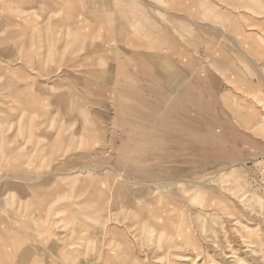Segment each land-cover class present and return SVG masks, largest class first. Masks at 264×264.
Instances as JSON below:
<instances>
[{"label": "rangeland", "instance_id": "rangeland-1", "mask_svg": "<svg viewBox=\"0 0 264 264\" xmlns=\"http://www.w3.org/2000/svg\"><path fill=\"white\" fill-rule=\"evenodd\" d=\"M211 1L226 15L148 19L206 34L184 90L119 79L86 21L3 50L0 264H264V0Z\"/></svg>", "mask_w": 264, "mask_h": 264}, {"label": "crops", "instance_id": "crops-1", "mask_svg": "<svg viewBox=\"0 0 264 264\" xmlns=\"http://www.w3.org/2000/svg\"><path fill=\"white\" fill-rule=\"evenodd\" d=\"M163 4L170 9L165 10ZM0 10L1 71L3 50L42 48L41 44L45 42H40L39 39L45 40L44 36L47 34L77 35V21L81 20L82 24L86 21L91 25L94 36L98 37L103 30L109 39L123 45L124 58L115 63V73L120 75L119 79L126 82V75L134 73L136 76L144 75L160 81L163 85H171L176 90H184L194 81L199 71V60L195 52L197 42L205 40L196 35L206 34L200 28L196 31L195 26H187V31L175 27L173 39L170 40L164 33L162 24L148 19L162 16L190 20L205 16L212 19L227 11L221 5H213L211 0H0ZM39 18L42 19L41 22ZM74 19L77 26H74ZM101 19H109V23L105 25ZM183 32H193V35L182 41V37L175 33ZM119 34L124 35L122 42L119 41ZM79 43L77 40L78 45ZM108 89L111 95V85ZM59 193L61 197L62 194ZM152 223L155 224L154 221ZM27 252L30 251L23 254L27 255Z\"/></svg>", "mask_w": 264, "mask_h": 264}, {"label": "bare ground", "instance_id": "bare-ground-1", "mask_svg": "<svg viewBox=\"0 0 264 264\" xmlns=\"http://www.w3.org/2000/svg\"><path fill=\"white\" fill-rule=\"evenodd\" d=\"M11 198V197H10ZM10 200V199H9ZM53 228V227H52ZM75 231H77V237H75L76 239V246H73L74 249H79L80 247H87V236H88V228H78L76 229V227L74 228ZM73 231V230H72ZM76 234V233H75ZM65 240V239H64ZM69 241V240H68ZM92 249V248H91ZM68 250V249H67ZM71 252V251H70ZM77 256V255H76ZM75 256V257H76ZM74 257V258H75ZM72 259V258H71Z\"/></svg>", "mask_w": 264, "mask_h": 264}]
</instances>
